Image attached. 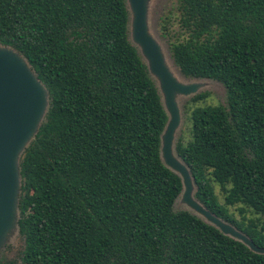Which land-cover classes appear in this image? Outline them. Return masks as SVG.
Masks as SVG:
<instances>
[{
	"label": "trees",
	"instance_id": "trees-1",
	"mask_svg": "<svg viewBox=\"0 0 264 264\" xmlns=\"http://www.w3.org/2000/svg\"><path fill=\"white\" fill-rule=\"evenodd\" d=\"M179 10L187 36L170 42L175 64L222 83L228 106L195 107L176 152L195 197L264 248V0H181ZM129 21L127 0H0V44L24 55L50 93L21 157L22 244L11 256L7 245L0 264H264L175 210L182 179L161 156L169 117Z\"/></svg>",
	"mask_w": 264,
	"mask_h": 264
},
{
	"label": "water",
	"instance_id": "water-1",
	"mask_svg": "<svg viewBox=\"0 0 264 264\" xmlns=\"http://www.w3.org/2000/svg\"><path fill=\"white\" fill-rule=\"evenodd\" d=\"M152 1L127 0L129 32L157 84L169 117L162 134L161 156L165 165L182 179L183 189L176 201L225 235L264 254V248L250 236L195 197L197 186L191 170L176 152V134L182 122L180 97L200 93L207 79L183 80L171 66L167 52L150 28ZM49 107V90L27 58L15 48L0 44V256L20 236L21 157L36 138Z\"/></svg>",
	"mask_w": 264,
	"mask_h": 264
},
{
	"label": "rangeland",
	"instance_id": "rangeland-1",
	"mask_svg": "<svg viewBox=\"0 0 264 264\" xmlns=\"http://www.w3.org/2000/svg\"><path fill=\"white\" fill-rule=\"evenodd\" d=\"M181 0H153L150 7V28L154 36L160 41L163 48L167 52L170 58V64L176 72L179 74L180 78L186 80L188 78L184 77L180 72V69L176 66L174 60L171 57L170 52V42L176 39H183L187 36L181 26L180 17L181 12L179 10V4ZM167 33V35H165ZM190 80V79H188ZM205 87L201 92H210V96L204 100L197 103L190 102L193 96L190 97H180V105L182 109V122L177 131L176 139L182 137L185 141H188L191 136L192 122H191V111L198 106L205 105H223L228 106L227 93L225 86L215 80L207 79L204 81ZM216 192L219 199L224 203V195L221 187L215 184ZM186 209L185 206L175 203V210ZM230 211L235 214L238 219H241L236 206L230 207ZM248 217H255V214L250 210L247 212ZM22 241L20 236L15 237L13 243L9 244L14 248L12 252L8 255L16 254Z\"/></svg>",
	"mask_w": 264,
	"mask_h": 264
}]
</instances>
